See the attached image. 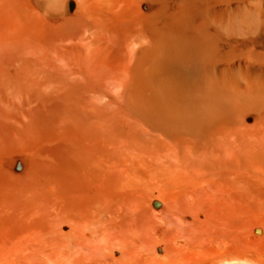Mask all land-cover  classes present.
<instances>
[{
    "label": "bare ground",
    "instance_id": "6f19581e",
    "mask_svg": "<svg viewBox=\"0 0 264 264\" xmlns=\"http://www.w3.org/2000/svg\"><path fill=\"white\" fill-rule=\"evenodd\" d=\"M0 17V75L64 103L0 200V264H264V0Z\"/></svg>",
    "mask_w": 264,
    "mask_h": 264
},
{
    "label": "rangeland",
    "instance_id": "374dc122",
    "mask_svg": "<svg viewBox=\"0 0 264 264\" xmlns=\"http://www.w3.org/2000/svg\"><path fill=\"white\" fill-rule=\"evenodd\" d=\"M5 23L6 19L0 17V35ZM45 91L48 92V95ZM49 95L50 87L47 81L35 82L30 79L9 78L0 75V200L3 199L2 197L7 191L16 185L11 179L12 173L21 169V171L24 169V171H28L32 167V165L30 167L31 161L26 159L27 154L26 156L24 154L34 150L40 151L41 149L45 152L50 149L49 141L53 136V113L55 115L58 112L59 114L56 115H62L64 103L59 99L60 101L57 100L55 104H52ZM49 107L53 109L51 112ZM29 148L31 149L29 150Z\"/></svg>",
    "mask_w": 264,
    "mask_h": 264
}]
</instances>
